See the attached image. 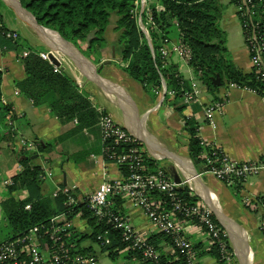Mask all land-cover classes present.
Masks as SVG:
<instances>
[{
  "label": "crops",
  "instance_id": "obj_1",
  "mask_svg": "<svg viewBox=\"0 0 264 264\" xmlns=\"http://www.w3.org/2000/svg\"><path fill=\"white\" fill-rule=\"evenodd\" d=\"M222 1L229 2L230 0H219L220 3ZM149 2H153V0H149ZM226 13L221 16L238 19L235 10L232 16ZM4 16V25L8 29L18 31V45L23 50L21 53L16 52L14 48L7 46L0 36L1 97L15 112L14 124L17 132L27 139L37 141L38 146L32 151L21 154L13 136L6 134L5 139L0 142V221L6 220L2 203L8 197V187L11 185L6 184L5 181H12V177L18 173L16 165L22 156L29 159V164L52 171V178L46 176L41 182L40 193L44 197H49L55 186L63 183L64 176L66 184L76 185L77 193L88 194L98 188L104 171H107L110 177L118 178L120 175L113 162L104 163L100 157L101 140L97 125L98 115L94 123L79 126L77 117L70 120L60 119L53 114L49 104L45 101H35L23 89L19 88L18 82L25 78L21 58L24 56L23 51H28L26 47L48 54L55 50L58 51L62 59L60 70L74 78L78 91L87 96L95 114H97L98 108L105 109L128 132L142 141L144 140L142 142L145 144V146L143 145L144 149L156 159L157 165L167 173L173 169L172 171L178 179H180L179 176L187 179L198 200L213 210L212 213L217 223L227 236L233 258L228 263L219 261L211 252V239L206 231L194 221L178 217L176 223L180 225L183 234L192 242L196 263L264 264V236L258 229L259 212L254 206L246 207L243 203L240 204L229 186L216 179L206 170V166L202 162L194 160L189 155L187 140L185 142L179 140L180 135H185L186 131V125L182 119L191 118L196 126L198 137L204 143L218 146L234 160L258 159L264 155V95L237 87L232 83L219 86L214 91H208L206 86L194 77L190 67L178 55L172 54L168 61L177 64L178 71L189 87L192 81L197 82L200 93L189 102H184L182 98H179L175 100V105L169 104L166 107L162 103V96H159L157 102L152 100L142 85L116 64L121 58V54L118 44L119 32L114 29L117 18L115 15L110 17L106 27V44L99 50V62H95L93 57L84 56L77 49L86 60H89L90 64L92 63V67L86 61L74 59L75 62L71 58L69 59L68 52L64 48L58 47V42L54 43L44 36L41 32L42 29L36 27L40 34L32 35V32L24 31L22 27L18 29L13 27L16 20L13 17L11 19L9 13H4ZM11 23L12 25H10ZM221 25L227 32L226 47L230 60L241 71L250 72L252 70L250 55L244 38L241 44L233 42V38L238 37L239 34L238 30H234L236 25L231 26V21ZM52 34L55 36L56 33L53 31ZM56 36L60 38L57 34ZM67 45L72 48L69 44ZM95 69L97 74L94 73ZM16 89L19 90V94H14ZM221 98H224V105L220 113L214 114L215 126L213 127L204 117V108L214 100ZM162 105L166 108L159 110ZM177 105H184V107L181 110H176ZM154 112H158L152 115L155 122L148 129L146 120ZM92 155H95L96 158H93ZM242 183L244 184H240V188H242L244 196L264 198V170L249 176ZM206 193L215 203L218 213L207 202L204 197ZM26 195L25 188H18L11 196L15 200H19ZM116 206L119 207L121 213L128 217L136 230L146 237L155 235L152 240L166 264L184 263L178 257L170 240L159 235V231L140 208L129 205L127 201L116 203ZM71 220L74 225L72 234H77V243L82 248L90 247L92 249L98 259L97 264H100L99 258L103 256L121 258L118 264H143L139 256L133 252L116 247L112 250H104L90 238L93 245L96 246L95 249L91 244L80 245V242L87 238L85 236L81 238V235L90 233L92 227L80 213L73 214ZM9 232L8 228L0 241L7 238ZM110 243L109 240L108 244ZM242 255H244V259L241 258Z\"/></svg>",
  "mask_w": 264,
  "mask_h": 264
},
{
  "label": "trees",
  "instance_id": "obj_2",
  "mask_svg": "<svg viewBox=\"0 0 264 264\" xmlns=\"http://www.w3.org/2000/svg\"><path fill=\"white\" fill-rule=\"evenodd\" d=\"M21 6L29 11L37 23L43 27L57 32L63 39L71 42L84 56L93 57L99 62V50L106 44L105 30L112 15L116 21L114 29L119 32L118 44L120 45L121 69L131 78L142 85L144 91L155 100V91H161L162 81L165 85V94L162 103L176 104V99L181 98L182 89H189L184 78L178 71L177 64L168 61L169 58L160 56L159 48L163 38L180 39L191 51L188 62L191 71L208 91H214L219 86L232 83L237 87L246 88L259 95H264V84L256 79L255 73L243 72L230 60L226 47V32L219 27L218 20L222 15L219 0H157L150 2L141 12V20L148 30V39L138 24V13L134 9L139 6L138 0H19ZM234 4V0H230ZM5 6L0 0V9ZM147 13H150L152 24L147 22ZM259 28L264 30L263 12L256 13ZM1 21V13H0ZM1 30H7L1 24ZM1 36V35H0ZM2 37V41L16 52L21 53L23 48L15 41ZM11 42V44H7ZM29 53L21 58L25 78L18 82L19 88L35 101H45L49 104L53 114L60 119L70 120L78 118L79 126L88 125L96 121V116L91 103L84 93L78 91L74 78L64 71H54L56 65L50 59L44 60L39 55V50L26 47ZM122 64V65H121ZM219 75L220 85L213 84V79ZM2 71L0 70V142L5 139L4 117L8 106L1 103ZM182 88V89H181ZM174 90L175 95L169 96L167 91ZM184 105H177L176 110H181ZM188 134L189 155L196 161L205 164L206 158L202 156L204 150L210 157L211 149L202 146V141L197 135L196 126L191 118H184ZM137 145L143 146L141 141ZM42 146V145H41ZM40 146V148H41ZM122 148L118 147V151ZM219 155V154H218ZM19 163L23 169L12 177V184L8 187V197L3 201L2 207L9 228L6 241L24 234L36 224L47 221L51 216L64 210V196L44 197L41 195L40 166L29 164L28 158H20ZM146 163L151 168L158 167L153 158H146ZM206 166V165H205ZM125 173L126 171H122ZM231 186L234 190L240 189L239 180ZM18 188H25L27 195L23 199L15 200L11 195ZM184 201L191 203L198 201L194 194H190L187 186L177 189ZM158 199L167 205L166 198L156 194ZM122 198H116V203H121ZM29 204V209L25 205ZM80 211L82 216L92 227L91 232L81 235L95 240L96 234L110 230L107 238L111 241L105 245L104 250L114 247L123 248L124 242L117 231L109 228L97 220L86 209L84 203L76 205L75 212ZM213 220L217 223L214 215ZM218 224V223H217ZM219 225V224H218ZM220 226V225H219ZM222 229V227L220 226ZM223 230V229H222ZM77 234H72L67 244L75 243L77 250L72 253H89L90 247L82 248L77 243ZM166 239V235L159 232ZM155 235L148 237L150 243ZM222 239L226 248L233 255L232 248L223 235ZM139 256L136 251H130ZM211 252L221 262L216 243L211 242ZM163 264L165 259L161 256ZM184 261L183 259H181ZM185 264V262L183 263Z\"/></svg>",
  "mask_w": 264,
  "mask_h": 264
},
{
  "label": "built area",
  "instance_id": "obj_3",
  "mask_svg": "<svg viewBox=\"0 0 264 264\" xmlns=\"http://www.w3.org/2000/svg\"><path fill=\"white\" fill-rule=\"evenodd\" d=\"M144 2L145 0H141V12L144 9ZM233 5L250 55L252 71L255 73L256 79L264 84V30H260L259 20H255L256 13L263 12L264 0H234ZM147 22L152 24L150 13H147ZM138 24H141V30L148 36V30L140 15ZM0 35L12 41L18 38L17 31L12 29H0ZM159 52L160 56L165 59L172 54L178 55L187 65L191 59L189 47L180 39L163 38ZM28 53L29 50L23 51L24 56ZM51 54L59 62L54 65L53 69L60 72L62 60L60 54L55 50ZM38 55L44 60L50 59L47 52L39 51ZM164 89L162 81L161 90ZM167 93L171 97L175 95L174 90H169ZM199 93L197 82L192 81L189 89H182L181 98L184 102H189L195 99ZM14 94H19V90H14ZM1 103L9 107L4 117L5 133L16 139L19 146L18 151L21 154L34 150L38 146V142L27 139L17 132L14 124V110L2 97ZM223 105L224 98H221L205 106L204 117L209 125L215 126L213 116L215 113L221 112ZM96 112L101 140L100 157L104 163L113 162L117 166L119 177H110L107 171H104L98 188L88 194L77 193L75 184L55 186L50 195L52 197L64 196V210L51 216L47 221L32 226L24 234L1 242L0 264H97L98 259L93 251L72 253L71 249L77 250L76 244H67V240L74 230L71 216L75 213L82 214L80 211L75 212L76 205L80 203H84L97 222H102L117 231L124 242L123 249L129 252L136 251L143 264H163L160 253L150 243L148 237L136 230L128 217L121 213L119 207L116 206V198H122L121 203L127 201L129 205L140 208L156 229L169 237L178 257L183 259L185 264L197 263L192 242L183 234L180 225L176 223L178 217L189 219L200 225L210 237L211 242L216 243L221 258L227 263L230 262L233 255L227 250L222 239V236L226 234L213 220L212 210L199 200L191 203L184 201L177 191L183 186V182L180 180L177 182L162 167L151 168L146 163V158L154 159V157L143 146L137 145L140 139L128 132L105 109L98 108ZM202 142V146L211 149L210 157L206 150L202 152V156L206 158L204 164L206 170L229 187L238 183V180L242 184L249 176L264 170V155L255 160L238 161L227 156L218 146ZM118 147L122 149L118 151ZM92 156L96 158L95 155ZM16 169L17 172L23 169L19 162ZM41 169L39 174L41 180L46 176L52 178L51 170ZM5 183L10 185L12 181L6 180ZM189 188L191 192L190 185ZM158 193L166 198L167 205H164L163 201L161 203V200L158 199L159 196L156 195ZM242 203L246 207L254 206L259 212L258 229L264 236V198H252L247 195L242 197ZM25 208H29V205H26ZM109 231L106 229L96 234L95 241L100 247L108 244Z\"/></svg>",
  "mask_w": 264,
  "mask_h": 264
},
{
  "label": "rangeland",
  "instance_id": "obj_4",
  "mask_svg": "<svg viewBox=\"0 0 264 264\" xmlns=\"http://www.w3.org/2000/svg\"><path fill=\"white\" fill-rule=\"evenodd\" d=\"M139 1V5H140V7L139 6H137L135 9H134V12L135 13H138L139 15H140V12H141V0H138ZM154 2L155 1H157V0H153ZM3 2H4V4H5V6L3 7V8H1L0 9V13H1V24L2 25H4L5 23L3 22V18L5 19V16H4V13H9V17L12 19V17H13V19L15 18V20H16V24L13 26V27H16L17 29L18 28H20V27H22V29L24 30V31H29L30 33L32 32L33 34L32 35H34V34H40L39 33V31H38V29L36 30V26L33 24V22L30 20V18H28L26 15H23V13H20L19 11H17V9L12 5V4H10V2H8L7 0H3ZM150 2H149V0H145V2H144V8H146V6L149 4ZM221 4V9H222V14H225V12H227L226 14H230L231 16L233 15V11L235 10V7H234V5L229 1V2H227V1H222V3H220ZM226 10V11H225ZM228 10V11H227ZM139 15H138V17H139ZM26 16V17H25ZM222 17V16H221ZM219 18V20H218V24H219V27L221 28V29H223L222 28V25L221 24H225V22L226 23H229L230 21H231V26H235L234 27V30H238L239 31V34H238V37H235V38H233V42L234 43H243V35H242V32H241V27H240V22H239V20L238 19H236V20H234V17L233 18H229V16H223L222 18ZM222 21H221V20ZM10 25H12V23L10 24ZM141 25V24H140ZM139 25V26H140ZM143 25V24H142ZM230 26V27H231ZM12 27V28H13ZM224 30V29H223ZM225 31V30H224ZM226 32V31H225ZM17 33H18V31H17ZM226 40H227V32H226ZM12 42V41H11ZM11 42H7L6 41V43L7 44H11ZM228 55H229V52H228ZM65 56H67V55H65ZM68 57V56H67ZM69 59H70V57H68ZM87 61L89 62V60L87 59ZM119 62H121V60L119 59L118 60V62L116 63L119 67H120V63ZM89 64H90V62H89ZM92 64V63H91ZM91 64H90V66H91ZM183 64V63H182ZM122 65V64H121ZM92 67V66H91ZM121 68V67H120ZM95 71H96V69H95ZM96 73H97V71H96ZM184 74H186V72H183ZM155 93H156V97H155V102H157L158 101V98H159V96H162L161 94H162V90L161 91H155ZM142 94H143V92H142ZM144 95V94H143ZM164 106H166V107H168V105H169V103H166V102H164V104H163ZM163 105L161 106V107H159V110H164V108H166V107H163ZM156 109H158V108H156ZM158 113V112H157ZM156 112H154V113H151V115L149 116V118L146 120V126H147V128L148 129H150L151 127H152V125H153V123L155 122V120L153 119V117H152V115H155V114H157ZM185 135H186V137H185ZM185 135H180V138H179V140H180V142H185L186 140H187V142H188V134H187V132L185 131ZM175 136H178V134H175ZM143 145L145 146V144L143 143ZM173 170V169H172ZM171 170V171H172ZM170 171V170H169ZM171 171L170 172H168L169 173V175L170 176H172V177H175V176H177L175 173H174V171H172V174H171ZM179 180L181 181V182H183V186L184 185H186L188 188H189V181H187V179H185V178H183V177H180L179 176ZM187 181V182H186ZM70 184V183H69ZM244 183H242V185H243ZM242 187V186H241ZM231 190V192L233 193V195H234V197L236 198V200L237 201H239L240 202V204L242 203V197L244 196V194H242V188H240L239 190H234V188L233 187H229ZM190 189V188H189ZM191 192H193L192 190H191ZM194 193V192H193ZM208 206V205H207ZM209 207V206H208ZM210 208V207H209ZM7 230H8V225H7V221L4 219V220H2V221H0V239L3 237V235L7 232ZM86 244H91V245H93V243H92V241L89 239V238H84V241H82V242H80V245H86ZM93 248L95 249L96 248V246L95 245H93ZM120 259L121 258H107V257H101V258H99V263L100 264H118L119 263V261H120Z\"/></svg>",
  "mask_w": 264,
  "mask_h": 264
},
{
  "label": "water",
  "instance_id": "obj_5",
  "mask_svg": "<svg viewBox=\"0 0 264 264\" xmlns=\"http://www.w3.org/2000/svg\"><path fill=\"white\" fill-rule=\"evenodd\" d=\"M4 1H5V0H4ZM15 1H16V3L18 4L19 8L22 9L26 14H28V15L32 18L33 23H34V25H35L36 27H38V28H40V29H42V30H47V31H50V32L52 31V32H53V30H51V29H49V28H46V27H43L42 25L38 24L37 21H36V19L34 18V16H33L29 11H27L24 7L21 6V3H20L19 0H15ZM17 11H18V10H17ZM54 32H55V31H54ZM55 33L60 37L61 40H63L64 42H66L67 44H69L70 46H72V49H73L74 51H76L77 54L81 55V53L77 50V48H75V47L73 46V44H72L71 42L66 41L65 39H63V38H62L57 32H55ZM146 37H147V39H148V43H149V45H151L148 36H146ZM68 56H69L73 61H75L71 54L68 53ZM81 56H82V55H81ZM49 57H50V59L52 60L53 63L58 64V61H56V59L53 57L52 54H49ZM82 57H83V56H82ZM83 59L86 60V58H84V57H83ZM75 62H76V61H75ZM86 62L89 63L87 60H86ZM94 73L97 74L96 72H94ZM213 84L216 85V86H219V85H220V78H219V75H217V76L213 79ZM164 86H165V85H164ZM164 94H165V89L162 91V97H161V100L163 99ZM182 121H183V123L185 124V120L182 119ZM140 141H141V142H144V140L142 141V139H140ZM20 158H27V157H26V156H22V157H20ZM174 178H175V180H176L177 182L179 181L178 178H176V177H174ZM62 184H63V185L66 184L65 176H64V179H63V183H62ZM212 211H213V210H212ZM237 255H239V254L237 253ZM239 256H240V255H239ZM241 258L244 259V255H242Z\"/></svg>",
  "mask_w": 264,
  "mask_h": 264
},
{
  "label": "bare ground",
  "instance_id": "obj_6",
  "mask_svg": "<svg viewBox=\"0 0 264 264\" xmlns=\"http://www.w3.org/2000/svg\"><path fill=\"white\" fill-rule=\"evenodd\" d=\"M8 2H10V4H12L20 13H23V15H26L28 18H30V20L33 22L32 18L26 14L22 9L19 8L18 4L16 3L15 0H7ZM25 16V17H26ZM34 24V23H33ZM41 32L43 33L44 36H46L47 38H49L51 41L58 42L59 45H57L60 48H64L66 52L70 53L72 55V57L77 60V61H83L85 62L86 60L83 59V57L79 54L76 53V51H74L72 48H70L67 44H65L60 38H58L55 34V36L52 34V32L47 31V30H41ZM204 197L206 198L207 202L217 211V207L215 206V203L210 199V197L208 196V194L206 193L204 195Z\"/></svg>",
  "mask_w": 264,
  "mask_h": 264
}]
</instances>
